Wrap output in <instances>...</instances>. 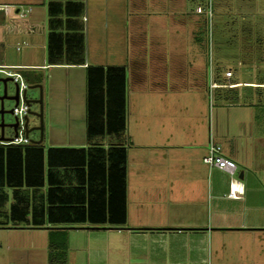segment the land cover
I'll return each instance as SVG.
<instances>
[{"label": "crops", "instance_id": "crops-1", "mask_svg": "<svg viewBox=\"0 0 264 264\" xmlns=\"http://www.w3.org/2000/svg\"><path fill=\"white\" fill-rule=\"evenodd\" d=\"M140 2L0 0V45L5 35L15 38L20 34L25 36L30 49L37 48L42 51L41 64L33 63L29 58L22 62L19 58L18 63L4 59L0 60V64L22 65L17 71L24 73L28 82V70L44 66L76 68L82 72V92L76 95L77 100L80 98L82 110L78 140L68 134L65 138L45 140L43 144L39 133L38 139L31 140V143L39 144L44 151L47 147L85 148L91 143L105 147L115 142L121 143L126 153L125 216L122 225H90L81 222L34 226L30 223L12 224L8 221V216L3 215L1 219L6 221L0 225V229L27 232V237L39 236L40 241L45 240L47 253L48 229H65V264H208L204 261L206 258L211 259L210 264H264V91H258L259 88H264V81L239 82L231 77H224L219 72L210 74L209 67L206 68L202 44L198 43V39H194L196 44L193 43L191 48L193 53L187 62L186 70L181 73L187 80V85L182 90L196 94L202 102L204 94H208L210 88L224 89L214 92L215 111L217 109L215 118L209 112L208 123L205 122L204 105H200L199 100L191 108L188 106L189 108H182L180 111L173 108L171 99H166L165 96L168 91L163 87L167 77L171 78L167 59L162 62L160 70L151 72V76L147 78L149 85L145 84L146 86L143 84L142 74L128 76L126 66L120 64L125 70L124 98L126 95L128 103L127 108L124 106L128 115L126 120L124 116V131L119 138L103 136L89 141L85 139L84 68L87 65H119L100 63L92 55L87 59L85 33L89 35V48L92 46L104 49L107 48L108 37L112 43L117 40L120 41V47H126V44L132 45L131 39L129 40L132 34L136 35V42L139 43L147 33L159 35V30L149 26L143 27L145 22L152 19L150 15L155 12V7L149 12H143ZM164 2L167 0H149V3H154L160 8L165 7L160 5ZM20 6L27 8V15L20 11ZM17 13H24L23 18L16 16ZM167 16L169 17L164 12L163 16L158 17L164 19L160 21L161 33L172 29V23L167 21ZM194 25L196 26L195 23ZM27 27L32 30L26 31ZM190 29L195 35L196 28L192 26ZM49 31L71 35L80 33L82 63H47L46 35ZM25 45L26 43H21L19 51L14 48L18 56ZM161 52L158 51L159 54ZM162 53L165 55L164 51ZM219 79L225 82L221 83ZM240 86L249 87L250 90L240 93L237 90ZM222 114H225L223 122L219 119ZM77 130L79 131V127ZM37 140L39 141L36 142ZM208 143L219 145L221 153L233 160L236 166L233 174L229 175L199 162L198 158L206 153ZM143 151H150L152 155L146 156L142 154ZM46 167L45 160L42 159L43 171L39 186H21L18 189L20 195L26 198L28 208L29 205L35 204L44 210L48 204L45 194L50 186L58 187L52 192L55 193L52 194L53 198H82L81 192L76 191L72 195L71 189L78 184L85 186V163H78L75 167L72 161L66 162L47 171ZM231 178L242 184V193L237 198L226 196ZM130 179L131 182L128 181ZM3 191L6 194L4 208L7 210L12 202L14 190L6 187ZM158 192L164 194L160 200L156 199ZM203 195L204 202L200 201L203 200ZM173 196H182V201L188 202L168 203ZM175 211H183V215L172 221L169 214ZM181 233L195 237L197 242L206 243L207 247L202 246L200 250L180 254L171 250L159 251L151 248L141 252L142 246L132 244L135 236L148 239L151 243L158 240L166 243L175 234ZM104 235L107 243L115 240L120 244L125 239L127 251L122 253L113 250L108 253L105 248L89 246L90 240ZM242 242L252 244L250 246L253 250H247V243L242 246ZM236 247L242 249L232 251L231 248ZM20 255L25 264H31L29 262L33 259V253ZM40 264H46V258L44 263Z\"/></svg>", "mask_w": 264, "mask_h": 264}, {"label": "rangeland", "instance_id": "rangeland-1", "mask_svg": "<svg viewBox=\"0 0 264 264\" xmlns=\"http://www.w3.org/2000/svg\"><path fill=\"white\" fill-rule=\"evenodd\" d=\"M140 1L143 12H149L155 7V14L150 15L152 19L145 22L143 27H153V29L159 30V35L147 33L139 43L136 42V35L132 34L129 38L132 45L126 44V47H120V41L117 40L112 43L108 37L107 48H93L91 46V49L89 48V35L85 33V56H87V59L92 55L100 63L123 64L128 72L126 75L139 73L144 76V86H146L145 84L149 85L147 78L151 76V72L160 70L162 62L164 63L167 59L168 65H170L171 78L167 77L163 87L168 91L167 95H165L166 99H171V105L176 111H180L182 108H191L198 100L200 102V99L195 96L196 94L193 95L190 91L182 90L186 87L187 80L184 79L181 73L186 70L187 62L193 53L191 48L193 43L196 44L194 39H198V43L202 44L206 68L209 67L210 74L219 72L222 75L225 70H229V78L231 77L239 82L253 83L259 80L264 81V0H172L171 3L169 2L171 0H167L166 3L160 4L165 6L161 8L160 6L156 7L154 3H149V0ZM20 8V11L26 14L27 8L25 6H20ZM164 12L169 15V17L167 16L169 18L167 21L172 23V29H167L166 32L162 31V34L159 27L160 21L164 19H158V17L163 16ZM158 13L161 14L158 15ZM192 26L196 28L195 35L190 32V27ZM10 36L5 35L2 39V45H0L1 61L10 59V61L18 63L19 58H21V62L29 58L33 63L41 64L42 51L40 49H30L31 46L27 44L28 42L23 35H16L15 38ZM134 39L135 42L133 43ZM14 43H26L21 48L19 56L14 50ZM158 51H164L165 55L162 52L161 54L164 56L159 54ZM28 71L30 79L29 82L24 80L26 86L37 84L40 87L39 90L37 87H25L24 89V98L29 100L27 104L28 113L25 116L26 127L31 128L27 132L28 139L36 140L39 137V131L32 128L38 125L36 114L40 108V134L43 144L45 140L65 138L68 134L72 138L77 137L75 139L78 140L80 136L79 119L82 110L80 98L77 100L76 95L80 94L78 92H82L81 70L44 66ZM0 78H3L2 74H0ZM219 81L221 83L225 82V80L221 79ZM1 86L0 82V94ZM5 86L6 94L11 95L14 88L13 82L7 80ZM223 90L210 88L208 94H204L200 105L201 103L204 105L206 123H208V113L210 112V115L212 114V117L215 118V112L217 111V109L215 111V102H213L214 92ZM237 90L243 93L245 90L250 89L249 87L240 86ZM258 91H264V88H259ZM38 97L40 98V103L35 102ZM166 99L162 98V100ZM186 102H188V105H186ZM13 104V100L3 99L2 109L8 110ZM141 104L143 105L142 102ZM127 105V96L125 95L124 106L127 108ZM126 108L124 112L125 120L128 117ZM224 116L225 114H222L219 118L222 122ZM2 121L4 124L12 123L13 116L8 112H4ZM224 124L226 123L224 122ZM78 127L79 131L77 130ZM2 133L5 137H8L12 134V128L4 126ZM142 154L146 156L152 155L150 151H143ZM198 160L202 163L201 157ZM128 181L131 182V179ZM163 195L162 192H158L156 199L160 200ZM203 196V200H200L202 202L205 201V195ZM182 198V196H173L168 203L179 204L188 202V200L182 201ZM182 212L175 211L169 214L171 220L175 221L180 218L183 215ZM26 234L29 233L0 229V264H25V261L20 259V254L26 252L33 253V259H30L29 263H44L47 256L45 240L42 242L39 236L27 237ZM72 234L78 235V233ZM105 236L90 240L89 246L105 248L108 253L113 250L122 253L127 251L125 239L120 244L115 242V240L107 243L108 240H106ZM246 243L242 242L241 245L243 244L242 246H244ZM132 244L142 246L141 252L151 248V250L159 251L171 250L180 254L200 250L202 246L204 248L205 246L207 247L206 243L197 242L195 237H189L183 233L175 234L166 243L159 240L151 243L148 239L135 236ZM250 245L252 244L249 242L246 244L247 250H253ZM239 248L231 249L237 252ZM204 261L210 264L211 259L206 258Z\"/></svg>", "mask_w": 264, "mask_h": 264}, {"label": "trees", "instance_id": "trees-1", "mask_svg": "<svg viewBox=\"0 0 264 264\" xmlns=\"http://www.w3.org/2000/svg\"><path fill=\"white\" fill-rule=\"evenodd\" d=\"M51 20H48L50 26ZM81 35L49 31L46 35V61L69 64L82 63ZM25 81L28 77L20 73ZM125 70L121 65L84 68V134L85 139L109 136L119 138L124 131ZM73 154V155H69ZM76 155V156H74ZM125 147L109 143L102 147L91 143L85 148L47 147L39 144L0 145V225L3 215L12 224L45 223L66 225L86 222L90 225H122L125 216ZM73 158V159H72ZM42 159L46 171L66 162L85 163V188L78 184L72 195L81 192L82 198H53L57 186L45 194L48 203L44 210L35 204L26 206L18 190L21 186L36 188L42 180ZM55 165V166H54ZM81 169V168H75ZM13 189L12 202L4 208V188ZM82 189V191H81ZM21 202H23L21 204ZM21 215V216H20ZM47 234L46 264H65V229L50 228Z\"/></svg>", "mask_w": 264, "mask_h": 264}, {"label": "built area", "instance_id": "built-area-1", "mask_svg": "<svg viewBox=\"0 0 264 264\" xmlns=\"http://www.w3.org/2000/svg\"><path fill=\"white\" fill-rule=\"evenodd\" d=\"M16 16L22 19L24 13H17ZM30 30H32L31 27L26 28V31ZM20 47L21 44H16L14 46L16 51H19ZM22 67V65L0 64V74L3 75V78H9V80L12 81L17 88V101L9 108V113L13 116V121L16 122V125L14 127V130H12V134L8 137H5L1 132L0 145H21L27 144L31 141L30 139H28L24 127V117L28 112V105L24 102L25 98L22 92L24 91L26 84L22 79L20 73L17 71V69H20ZM223 75L224 77H229V70H225ZM201 162L206 164L207 166H212L219 170H222L229 175L234 173L236 167L233 160L221 153L219 145L211 143L207 144L206 153L201 157ZM241 193L242 184L239 181L231 178L228 182L226 196L229 198H237Z\"/></svg>", "mask_w": 264, "mask_h": 264}, {"label": "water", "instance_id": "water-1", "mask_svg": "<svg viewBox=\"0 0 264 264\" xmlns=\"http://www.w3.org/2000/svg\"><path fill=\"white\" fill-rule=\"evenodd\" d=\"M9 80V78H0V82H1V94H0V134L2 132V128L4 126H10L12 128V130H14V127L16 125V122L13 121L12 123H9V124H4L3 121H2V114L4 112H8L9 113V109L8 110H3L2 109V100L3 99H10V100H13L14 104L16 103L17 101V88L16 86L14 85V88H13V93L11 95H7L6 94V86H5V82ZM28 88H33V87H37L38 90L40 89L39 85L37 84H33V85H28L26 86ZM23 95H24V91L22 92ZM24 102L26 104H28L29 100H26L24 99ZM35 102L37 103H40V98L38 97V99L35 100ZM28 113V112H27ZM36 116L38 117V125L36 127H33L32 129H37L40 133L41 131V125H40V108H39V111L38 113L36 114ZM24 127H25V133H27L31 128H27L26 127V117H24ZM39 140H37L36 142H38ZM240 175H238L239 177Z\"/></svg>", "mask_w": 264, "mask_h": 264}]
</instances>
